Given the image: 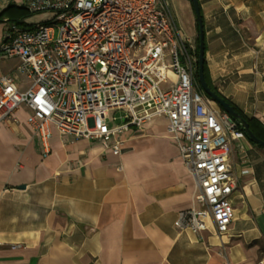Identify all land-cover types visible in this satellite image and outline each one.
<instances>
[{"label": "crops", "instance_id": "obj_1", "mask_svg": "<svg viewBox=\"0 0 264 264\" xmlns=\"http://www.w3.org/2000/svg\"><path fill=\"white\" fill-rule=\"evenodd\" d=\"M27 1L0 0V15L9 6L26 8ZM180 1L172 2L177 20L176 8L190 10ZM199 3L213 85L264 124V0ZM17 14L15 23L30 30L51 18ZM185 18L184 29L179 26L196 45V15ZM12 23L0 20V47ZM19 65L0 55V77ZM29 115L23 106L0 124V264H264V148L247 140L235 149L240 184L227 235L212 225L194 234L174 226L192 207L196 185L165 119L125 132L120 155L98 141L63 140L54 129L46 153Z\"/></svg>", "mask_w": 264, "mask_h": 264}, {"label": "built area", "instance_id": "obj_2", "mask_svg": "<svg viewBox=\"0 0 264 264\" xmlns=\"http://www.w3.org/2000/svg\"><path fill=\"white\" fill-rule=\"evenodd\" d=\"M27 8L51 18L5 31L0 55L20 65L0 77V124L25 106L46 153L54 129L63 140L98 141L120 155L125 132L163 118L196 185L192 207L174 226L200 234L212 225L227 235L240 184L235 145L241 150L248 139L200 87L196 48L171 1L28 0ZM116 110L127 114L110 127Z\"/></svg>", "mask_w": 264, "mask_h": 264}, {"label": "water", "instance_id": "obj_3", "mask_svg": "<svg viewBox=\"0 0 264 264\" xmlns=\"http://www.w3.org/2000/svg\"><path fill=\"white\" fill-rule=\"evenodd\" d=\"M194 11L196 15V20L198 24V30H199V58H198V81L200 84V87L204 91V93L208 96V98L220 105L226 113L230 115V117L233 119L240 120L241 124L243 125L247 137L252 140L257 145L264 148V141L258 138L250 129L249 123L243 119L240 114L234 109V107L231 105V103L221 96L220 94L214 92L211 90L210 86L208 85V82L206 80L205 76V30H204V19L202 15L201 6L199 3V0H190Z\"/></svg>", "mask_w": 264, "mask_h": 264}, {"label": "trees", "instance_id": "obj_4", "mask_svg": "<svg viewBox=\"0 0 264 264\" xmlns=\"http://www.w3.org/2000/svg\"><path fill=\"white\" fill-rule=\"evenodd\" d=\"M192 4V3H191ZM193 6V5H192ZM14 11H17V15L20 18H25L29 15L30 11L28 10V8L26 7H20V8H16L13 6H9L6 10L3 11V13L0 15V20H2L3 18H8L10 21H13L14 23L18 21V17H14ZM197 44H199V39L197 41ZM205 52H206V44H205ZM196 55L199 58V50L197 47V51H196ZM205 76H206V80L208 82V85L210 86L211 89H214L217 91V88L213 85L211 77H210V73H209V69L207 67V63H206V59H205ZM231 103V102H230ZM231 105L234 107V109L240 114V116L245 119L249 125H250V129L252 130V132L261 140L264 141V124L261 123L259 120L257 119H249L247 118L236 106H234L232 103ZM219 107L221 108L222 111H224V109L219 105ZM234 120V119H233ZM237 123V121H235ZM237 126L239 127V130H241L242 132L245 133V129L243 127V125L241 124L240 120H238ZM247 137V135H246ZM248 141L253 144L256 147L262 148L261 146L257 145L256 143H254L252 140H250L247 137Z\"/></svg>", "mask_w": 264, "mask_h": 264}, {"label": "rangeland", "instance_id": "obj_5", "mask_svg": "<svg viewBox=\"0 0 264 264\" xmlns=\"http://www.w3.org/2000/svg\"><path fill=\"white\" fill-rule=\"evenodd\" d=\"M171 1V4H172V2H173V0H170ZM187 2H188V5H189V11L187 10L188 9V6H186L185 8H180L179 10L176 8V12H179L180 14H179V16H181L180 17V19H178V21H179V23H180V25H181V27L183 28V26H184V21H186L187 22V19L185 18V16L187 15V17H188V15L191 17V20L193 19V15H194V17H195V12H194V8H193V6H192V4H191V2H190V0H186ZM175 2H176V5L178 6V4L180 5L181 3H182V1H180V0H175ZM183 2H184V0H183ZM187 11L189 12V14L187 13ZM184 29V28H183ZM198 39H199V30H198V38H197V41H198ZM194 47L196 48V51H197V47H198V50H199V44H197V42H196V45H194ZM25 79V78H24ZM26 81V80H25ZM215 105H216V107H218L219 109H220V107H219V105L218 104H216L215 103ZM127 114V111L126 110H116V111H113L112 113H111V117L112 118H114V117H116L117 118V120L116 121H114V120H112V118H111V120L109 121V126L110 127H114V126H116V125H119V124H122L123 123V120H122V118L121 117H123L124 115H126ZM234 144H235V142H234ZM235 149L237 150L238 149V147L235 145Z\"/></svg>", "mask_w": 264, "mask_h": 264}, {"label": "flooded vegetation", "instance_id": "obj_6", "mask_svg": "<svg viewBox=\"0 0 264 264\" xmlns=\"http://www.w3.org/2000/svg\"><path fill=\"white\" fill-rule=\"evenodd\" d=\"M211 90L219 94L218 90H217V91L214 90V89H211ZM220 109H221V108H220ZM233 119H234V118H233ZM233 119H232V120H233ZM234 121H237V123H238V118H237V119H234Z\"/></svg>", "mask_w": 264, "mask_h": 264}]
</instances>
